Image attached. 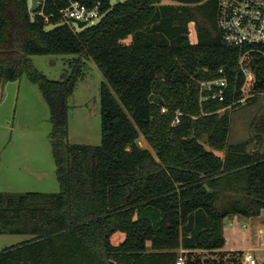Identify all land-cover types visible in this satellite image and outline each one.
<instances>
[{
    "label": "trees",
    "instance_id": "16d2710c",
    "mask_svg": "<svg viewBox=\"0 0 264 264\" xmlns=\"http://www.w3.org/2000/svg\"><path fill=\"white\" fill-rule=\"evenodd\" d=\"M80 1H101L105 16L78 31L62 23L60 0H47L44 16L30 13L28 0H0V84L26 76L38 86L60 185L58 193H0V235L29 237L0 253V264H176L181 250L223 249L227 218L264 209V152H250L251 140L228 141L229 107L244 96V50L223 42L219 0ZM70 55L92 60L104 77L100 146L68 140L80 67L57 81L30 59ZM250 57L264 78V58ZM223 76L225 101L201 103L200 83ZM116 233L126 235L117 247Z\"/></svg>",
    "mask_w": 264,
    "mask_h": 264
},
{
    "label": "rangeland",
    "instance_id": "374dc122",
    "mask_svg": "<svg viewBox=\"0 0 264 264\" xmlns=\"http://www.w3.org/2000/svg\"><path fill=\"white\" fill-rule=\"evenodd\" d=\"M125 1L127 0H121ZM28 3L31 7L32 0H28ZM112 4L115 2L112 1ZM69 25L74 26L71 23ZM74 27L80 31L77 26ZM122 42L131 45L132 36L124 38ZM189 42H198L193 24ZM30 59L34 68L47 78L57 81L72 74L75 67H80L82 77L68 102V140L70 144L100 146L102 133L99 94L104 77L97 65L83 56L72 55L32 56ZM250 92L254 97L246 105L238 104L228 110V141L230 144H239L251 140L250 152H264V91L252 89ZM51 128L49 107L37 85L31 83L26 76L17 82L0 84V193L60 191L49 139ZM143 140L142 137L139 139L141 147L145 146ZM205 148L210 150L207 144ZM260 230L264 232V211L260 218H227L223 230L225 253L185 255V264L189 261L193 264H232L233 253L229 251L264 248V234H260ZM28 239V236L0 235V253ZM125 239L124 233H116L111 242L117 247Z\"/></svg>",
    "mask_w": 264,
    "mask_h": 264
},
{
    "label": "built area",
    "instance_id": "2783aa9c",
    "mask_svg": "<svg viewBox=\"0 0 264 264\" xmlns=\"http://www.w3.org/2000/svg\"><path fill=\"white\" fill-rule=\"evenodd\" d=\"M60 1L65 3V7L60 11L62 23L77 26L76 22H85L86 28L97 24L105 16L101 1L92 7L86 6L80 0ZM46 5L47 0H37V11L40 16H44ZM217 26L227 46L244 50L239 60V68L245 78L241 88L244 96L229 108L238 104L246 105L247 101L254 97L250 91L254 89L256 82L255 71L250 65L252 61L250 55L257 52L264 58V0H219ZM222 73L221 70L220 74ZM228 91L229 81L225 76L203 81L199 87V100L201 103L224 102ZM165 111L163 109L162 113ZM179 123L180 117H177L175 125ZM185 255L183 252L176 264H185ZM241 256L242 264H264V250L244 251Z\"/></svg>",
    "mask_w": 264,
    "mask_h": 264
},
{
    "label": "water",
    "instance_id": "95a60500",
    "mask_svg": "<svg viewBox=\"0 0 264 264\" xmlns=\"http://www.w3.org/2000/svg\"><path fill=\"white\" fill-rule=\"evenodd\" d=\"M106 1V0H103ZM107 1H114L116 4L121 3V0H107ZM37 11V0H32L31 7H30V13L34 14ZM79 29H84L86 26L85 22H76ZM251 67L255 71V75L258 78L259 77V64L258 61L253 59L251 61ZM255 90H264V78L256 79V82L254 84ZM151 100L156 103L157 105L163 106V101L161 97L159 96H152Z\"/></svg>",
    "mask_w": 264,
    "mask_h": 264
},
{
    "label": "crops",
    "instance_id": "0c3cea01",
    "mask_svg": "<svg viewBox=\"0 0 264 264\" xmlns=\"http://www.w3.org/2000/svg\"><path fill=\"white\" fill-rule=\"evenodd\" d=\"M165 4L166 5H175V3H173V0H166L165 1ZM194 25V24H193ZM192 27V25L190 26V28ZM144 141V145L145 146H142L143 148H146V149H148V150H150L151 152H152V149H151V147L149 146V144L147 143V141L144 139L143 140ZM150 147V148H149ZM209 150V149H208ZM210 151H213V152H215L217 155H219V156H221V157H223L224 156V154H223V152H219V151H214V150H212L211 148H210ZM264 211V209L261 211V213L259 214V216H255V217H257V218H260L261 217V214H262V212ZM239 217H242V216H239ZM249 218H251V217H249ZM260 234H264V232H263V230H260ZM254 249H261V250H264V248H262V247H258V248H254ZM185 253L186 254V256H190V255H194L195 253H206V251H202V250H197V251H180V254H182V253ZM215 252H223V253H225L224 252V249H221V250H218V251H215ZM229 252H232L233 253V260H234V262H232V264H242V256H241V254L244 252V251H229ZM187 264V263H186Z\"/></svg>",
    "mask_w": 264,
    "mask_h": 264
}]
</instances>
